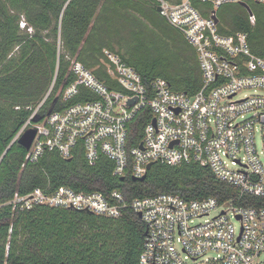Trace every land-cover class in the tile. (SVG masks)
<instances>
[{
	"label": "trees",
	"instance_id": "1",
	"mask_svg": "<svg viewBox=\"0 0 264 264\" xmlns=\"http://www.w3.org/2000/svg\"><path fill=\"white\" fill-rule=\"evenodd\" d=\"M177 2L178 0H169ZM155 0H0V264H138L145 225L127 208L119 218L85 211L37 206L13 209L15 194L34 190L52 193L119 191L126 202L167 193L186 199L215 198L219 203L264 207V197L246 196L198 164H152L143 182L113 174L114 163L103 155L90 166L78 143L70 159L46 151L37 162L25 160L27 150L13 139L36 112L37 119L98 97L79 86L63 100L75 82L72 61L90 70L106 88L122 91L108 72L105 52L136 71L143 84L164 80L172 91L192 96L201 89L197 54L184 36L156 11ZM194 5L206 16L210 3ZM246 10L224 4L217 12L222 35L247 34L249 50L264 57V6ZM23 24V25H22ZM51 94L46 97L52 83ZM40 104V105H39ZM38 108V109H37ZM143 110L131 122L128 146L140 142L150 120Z\"/></svg>",
	"mask_w": 264,
	"mask_h": 264
},
{
	"label": "built area",
	"instance_id": "2",
	"mask_svg": "<svg viewBox=\"0 0 264 264\" xmlns=\"http://www.w3.org/2000/svg\"><path fill=\"white\" fill-rule=\"evenodd\" d=\"M155 1L160 16L197 54L201 89L196 94L174 92L159 78L148 87L136 71L106 51L111 65L108 72L122 91L106 88L73 60L70 72L76 79L63 92V100L77 94L79 86L98 99L50 113L37 124L32 123L34 112L13 142L26 129H36L25 156L32 163L46 151L70 159L74 147L81 143L90 166L103 155L114 163L113 174L119 178L126 174L142 178L152 164L195 163L236 188L237 203L246 196L263 198L264 57L249 50L247 34H220L216 12L224 4L264 6V0ZM195 1L210 3L206 16ZM247 16L254 24L252 13ZM53 84L40 104L51 94ZM143 110H148L151 118L142 129L140 142L129 147L131 122ZM9 204L19 210L44 205L85 211L108 219L119 218L131 208L140 214L146 231L138 264H264V207L235 205L232 200L219 203L213 197L191 200L167 193L126 202L119 191L104 196L67 187L52 193L36 189L24 196L15 194Z\"/></svg>",
	"mask_w": 264,
	"mask_h": 264
},
{
	"label": "water",
	"instance_id": "3",
	"mask_svg": "<svg viewBox=\"0 0 264 264\" xmlns=\"http://www.w3.org/2000/svg\"><path fill=\"white\" fill-rule=\"evenodd\" d=\"M240 6H242V7L248 12V14H250L249 7H248L247 4H245V3H241ZM156 11L159 12V11H160V7H157V8H156ZM215 20L217 21V19H215ZM129 103H131V101H130ZM49 114H50V113H48V115H49ZM39 120H40V119H37L36 117H34V118L32 119V123L37 124V123L39 122ZM36 133H37L36 129H34V128H28V129H26V130L22 133V135H21V136L15 141V143H17L20 147L25 148V150L28 151V150L30 149L32 143H33L32 141H33V139L35 138ZM150 166H151V165H148V166H147V170L150 168ZM145 178H146V174H145L142 178H135V177H132V180H133V181H138V182H143V180H144ZM121 180H124V178H121ZM137 216H138V218H140V214H138ZM145 234H146V231H145L144 235H145Z\"/></svg>",
	"mask_w": 264,
	"mask_h": 264
},
{
	"label": "rangeland",
	"instance_id": "4",
	"mask_svg": "<svg viewBox=\"0 0 264 264\" xmlns=\"http://www.w3.org/2000/svg\"><path fill=\"white\" fill-rule=\"evenodd\" d=\"M245 93H247V94H250V95H251V94H253V91H245ZM242 95H243V94H242ZM242 95H241V96H242ZM37 109H38V108H37Z\"/></svg>",
	"mask_w": 264,
	"mask_h": 264
}]
</instances>
